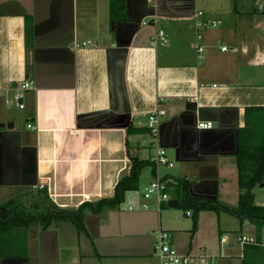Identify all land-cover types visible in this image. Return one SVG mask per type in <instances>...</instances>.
<instances>
[{"label": "crops", "instance_id": "0c3cea01", "mask_svg": "<svg viewBox=\"0 0 264 264\" xmlns=\"http://www.w3.org/2000/svg\"><path fill=\"white\" fill-rule=\"evenodd\" d=\"M254 1L0 0V125L13 124L0 128L2 203L37 191L47 196L39 211L76 210L112 198L129 158L148 163L131 191L138 207L128 209L127 192L123 209L86 211L81 230L52 222L3 233L0 264H159L158 232L190 264H264V224L201 211L193 231L176 188L185 180L191 198L238 205L241 134L264 121V10ZM25 82L34 129L23 131L5 101ZM158 107L157 145L174 165L159 176L174 186L173 209L140 196L155 176L146 125ZM205 122L213 128H197ZM242 236L257 244L241 245Z\"/></svg>", "mask_w": 264, "mask_h": 264}, {"label": "trees", "instance_id": "16d2710c", "mask_svg": "<svg viewBox=\"0 0 264 264\" xmlns=\"http://www.w3.org/2000/svg\"><path fill=\"white\" fill-rule=\"evenodd\" d=\"M252 126L255 129L254 124ZM253 129L248 128L241 134L239 151L236 156L238 188L241 191L236 208L209 199L191 198L188 194V183L185 180L177 181L176 188L182 196L180 207L183 210H191L193 213V231L196 228L197 215L201 211H223L240 221L249 220L256 224H264V207L254 205L252 193L254 188L264 184V135L260 137L257 146L251 147L254 139L249 140L250 136L246 138L245 134L253 135ZM129 161V173L115 185L112 198L102 199L95 203H83L76 210L71 211L54 212L47 209L30 214L17 208H7L4 212H0V235L36 225L46 229L52 222H70L78 230L83 229L86 211L98 215L105 209H116L124 203L127 192L137 190L140 170L148 163L138 161L135 157L129 158ZM44 197L47 198L46 195Z\"/></svg>", "mask_w": 264, "mask_h": 264}, {"label": "built area", "instance_id": "2783aa9c", "mask_svg": "<svg viewBox=\"0 0 264 264\" xmlns=\"http://www.w3.org/2000/svg\"><path fill=\"white\" fill-rule=\"evenodd\" d=\"M254 6L258 11L264 10V0H255ZM198 15H201L199 12ZM217 23L212 22L211 25L215 26ZM164 37L163 31H159L152 39L151 45L155 47L160 40H162ZM92 43L84 42L78 47H89ZM197 59H201L202 54L204 53V48L195 46L194 47ZM226 48H223L222 51H226ZM31 88V83L25 82L17 87H14V94L12 95V99L5 101L6 106H12L14 105L19 110H24L25 106L23 103L25 91L29 90ZM2 93L0 92V95ZM21 101V102H20ZM166 116L165 111L158 107V109L149 115L146 128L149 132L150 139L152 144L155 147V153L152 157H150L149 161L154 167V173L155 176L152 180V182L149 184V186L145 189V192L141 195V198L143 200H149L154 199L156 201V204L159 205L162 202H167L169 200L167 191V181L159 176V169L160 168H173V163L170 162L167 157L165 150L162 147H159L157 145V137L159 133V127L163 122L164 117ZM28 129H34L31 125H27ZM198 129H205L210 130L213 128V124L210 122L205 123H199L197 126ZM34 190H43L44 185H40L33 188ZM135 192H131V197L126 200V206L128 209H133L138 207V204L136 205L134 195ZM125 203V201H124ZM143 209H147L146 205H141ZM189 215V213H187ZM170 235L167 232H158V235L156 239L154 240V253L156 254L159 264H190L187 260L186 256L179 255L169 244ZM240 244H250L255 245L257 244L254 238L242 236L240 239ZM192 264V263H191ZM201 264H206L205 262H202Z\"/></svg>", "mask_w": 264, "mask_h": 264}, {"label": "rangeland", "instance_id": "374dc122", "mask_svg": "<svg viewBox=\"0 0 264 264\" xmlns=\"http://www.w3.org/2000/svg\"><path fill=\"white\" fill-rule=\"evenodd\" d=\"M11 99H12V97H11ZM5 109L9 115L13 116L12 122L15 124V127L17 129L19 128L20 130L26 131L27 129H25V128H26L27 123L25 122L24 111L16 109L15 107H10V108L5 107ZM254 127H255V129H253V135L245 134L246 138H248L250 136L249 140L252 138L254 139L253 143L250 145L251 147L257 146L260 142V137L264 135V121L260 120L259 122L258 121L255 122ZM148 151H150V150L148 149ZM146 153L142 155L143 159L146 158V156L148 154V153L147 154ZM147 167H149V166H146L145 168L147 169ZM161 170L164 171L165 169L163 168ZM258 187L254 188L252 190L253 199H254V195H255L256 200L264 201V186L261 188L260 187L258 188ZM231 190H232V188L229 186L226 188L227 192H229ZM167 192H168V195L170 197H172L173 196L172 192H174V190L168 189ZM42 194L43 193L38 194L37 191L36 192L30 191V193H24L23 196H18L17 200H15L14 198H11V202L10 203L6 202L7 204H3L2 203L3 201L0 200V207L2 206L1 208H5L6 206H8L9 209L17 208L19 210H24L25 212H28L30 214L36 213V212L38 213L39 209H35V208H37L38 205H42V203L44 201V199H43L44 196ZM141 195H142V193L140 194V196ZM225 202H227L229 204V206H232V203L229 200H225ZM164 205L166 206V204H164ZM119 207L123 209L122 204H120ZM185 211H187V210H185ZM30 228L33 230H38V228H40V227L38 225H36V226H31ZM51 228L53 229L54 227L52 226ZM155 259H157V257ZM207 264H208V262H207Z\"/></svg>", "mask_w": 264, "mask_h": 264}, {"label": "water", "instance_id": "95a60500", "mask_svg": "<svg viewBox=\"0 0 264 264\" xmlns=\"http://www.w3.org/2000/svg\"><path fill=\"white\" fill-rule=\"evenodd\" d=\"M21 102V101H20ZM4 127H6L8 130H11V129H13V124L11 123V124H8V125H0V128H4ZM264 186V184H261L260 185V188L261 187H263ZM167 187L169 188V189H171V188H173L174 186L171 184V183H167ZM167 206L170 208V209H173V208H175L176 206H177V201L176 200H169L168 202H167ZM255 206H258V207H264V204H256ZM5 210H3V211H1V209H0V212H4Z\"/></svg>", "mask_w": 264, "mask_h": 264}]
</instances>
